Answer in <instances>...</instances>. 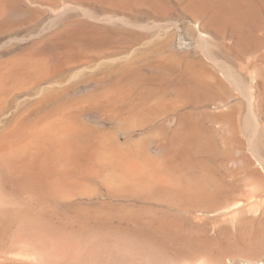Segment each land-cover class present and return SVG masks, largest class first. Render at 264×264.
<instances>
[{
	"label": "rangeland",
	"instance_id": "obj_1",
	"mask_svg": "<svg viewBox=\"0 0 264 264\" xmlns=\"http://www.w3.org/2000/svg\"><path fill=\"white\" fill-rule=\"evenodd\" d=\"M46 1L49 2L50 0H46ZM51 1L54 2V0H51ZM58 1H61V0H58ZM64 1L66 0H62L59 3H63ZM72 1L73 3H78L81 6L84 5V9L88 10L90 14L97 19H103L104 17H107L108 15L109 16L111 14L118 15V13H120L119 15H124V16L127 15V17L130 16L131 18L130 17L129 18L135 24L141 26L144 29L124 31V30H121L120 28H115L116 30L113 32H114V36L116 37V40L114 37H110L106 41L96 42L91 45H86L87 43L79 44L80 47L83 48V50H86L88 52L90 51L102 52L103 51V53L104 52L105 53L99 54L102 57H100L99 55H96V57L95 55H92L90 57L78 56L74 61V66L76 67L72 66L70 68L72 70L70 69L64 70L59 75V77L56 79V82L57 83L60 82V83L56 85L54 92H51L52 90L48 91V89H46L45 91L42 92L41 97H44L43 99H46V98H49V94L50 96L51 94L58 95V96L55 95L57 96V99H58L57 100L58 105H56V107L64 110L63 111L65 112L64 117L66 118L69 117L70 121L72 119V122L74 121L73 124L76 125V127L79 130L77 134L75 135V141L77 144L79 145L82 144L81 146L85 147V145H89L90 143L93 144L97 141L95 144H98L101 141V143L98 144L99 146L101 147L105 146L104 148L106 149L108 147V150L109 149L111 151L114 150V152H115V149H117L119 146L118 149L121 150L123 154H126L127 155L126 157L131 156L133 160H135V157H136V160L138 161L136 160L135 161L137 163H139L141 166H144L146 169L148 168V170H150L151 173H155L157 175L162 174L165 177H169L168 179L172 180L171 183L173 185L171 187H168V186L161 187L155 182L152 184H147V182L145 183L143 182L144 185L146 184L147 188H145L143 184L142 185L139 184L138 186H133L132 192L136 191L137 193L140 190L139 191L140 193L139 192L137 193L139 195H134L136 193L132 195V192H131L132 184L130 187L129 186L130 180H127L128 178L126 179V176L124 177L127 171L123 167L124 164L121 163L120 165H121V168L123 169L122 172H125V173H121L122 178H120L121 182L120 181L119 182L123 186L120 188L121 189L120 191L118 188H114L115 189L114 190L113 189L114 186L108 182L107 178L105 177L108 184L105 182L104 177H101V176H106L108 173H110V171L106 174L107 169L105 170L102 168L101 170L105 171V172L102 171L104 175L102 173L99 174V171L101 170L98 169V165L96 164V162H95V165H94V162H92L93 161L92 159L94 158V154H95L93 151L94 148L92 146L91 148L93 149H90V150H92L91 152H93V154L92 153L90 154H92L93 156L92 155L90 156V154H88L89 152L87 153L88 156L79 155L80 156L79 159L85 162V166L82 165V167H79L78 169L77 167L76 169L72 167L73 168L72 173H70L71 167L69 168L67 167V164H64V166L66 167L64 168V166L63 165L61 166L60 163H65V162H60L58 160L59 164L56 163V166H55L57 167L56 170L58 172L57 171L54 172L55 171L54 170L53 171L54 173L52 174L54 176V179L56 177L57 181L65 182V183L63 182L64 184L61 182L60 185L59 184L57 185L54 179L49 180V182H47L48 184L44 182L43 186L34 184V183L32 184V182L29 179H27V182H24L22 181L23 179L21 180V178H24V176L21 174H24V173H21V174L13 173L15 175L11 176V174H9L10 172L7 173V171H5L6 170L5 168L0 167V170L1 168L3 169V171L1 170V172L3 173L2 175H0L1 176L0 177V183H1L0 187L1 185L3 186L6 184L5 185L6 188L4 187L6 191L3 188L4 191L2 190V192H0V193H3V195L1 194L0 198L5 197L4 199H6V202H4L3 198L0 199V204H3L2 200L5 203V206L3 204L4 207L2 206L0 207L1 209H3L0 211V213L2 214L4 212L3 215L0 214V264H190V263L197 264L198 262L199 264H205V263L206 264H221V263L222 264H238L243 259L244 260L250 259L251 262H254V263L260 262L261 264H263L264 263L263 261L264 260V249H263L264 247H261V246L262 245L264 246V241H263L264 240V232H263L264 231V219H263L264 217H260L259 219V217L245 215L246 218L244 219L243 214L238 215L237 218L239 220H237L236 222H233V224L235 223V225L232 226L231 224L232 216H234V214H229V216L224 215L222 214L223 213L222 210L227 207L226 205L230 207L232 206V204H234V202L235 203L238 202V197H240L239 199L244 198L243 196L248 186L250 187L256 186L261 191V193L264 194V167L263 169L262 167L256 168V166H260V163L256 155L257 154L260 155V158L264 160V0H233V1H236L238 4L242 3L241 4L242 12L239 13V15L236 14L237 16H235L233 21L229 19L231 22L226 17H224V18H221L222 20L221 19L217 20L216 21L217 24H214V25L209 23V19L211 15L213 16L215 13H218V11L221 10L222 6L228 7V5L231 4L230 2L232 0H218L216 2L212 1L210 3H207L206 6L208 5L207 6L209 8L208 10L206 8L203 9V7L205 6V3L201 1L199 2V0H195L196 2L194 0H192L193 2L191 0H182V1L181 0L180 1L179 0H137V1L136 0H115V1L114 0H111V1L110 0H72ZM183 1H187L188 3L183 2ZM152 2L154 3L152 4ZM82 3L84 4L82 5ZM190 3H191V7L189 6ZM114 4L115 6H113ZM22 5H23L22 6L23 11L20 14V16L17 17L19 19L29 17L32 14V12H34V9H35V7L34 8L28 7L25 4H22ZM150 6L152 7V9ZM159 6H161L160 9H159ZM211 6H214V7H211ZM109 7H112V8L114 7L115 10L111 9L112 10L111 11ZM107 8L109 9L107 10ZM42 9L45 10V14H46L44 17L45 19L46 17L49 16L50 8L43 6ZM194 10H195V13H194ZM245 10L250 11L249 12L250 15L249 14L242 15V14H245L243 13ZM198 11L199 13H197ZM203 12H205L204 13L205 16L202 14ZM134 13H136L137 15ZM198 14L200 15L198 16ZM72 16L76 22L75 23L76 27L87 28V29L91 27L98 28V29L105 28V26H103L102 23L88 21L82 18L78 12L72 13ZM237 22L239 23V25H237L238 24ZM195 25H197L199 29H197L196 28L197 26ZM160 28H162V30L164 31H162ZM160 30L162 32H160ZM202 30L204 33L202 32ZM205 30H207L206 34H205ZM217 30H219L220 33L217 34L216 33ZM122 36H124L127 40L122 39L121 38ZM208 36H211L212 39ZM199 37H202L203 40L205 38V41L208 42L206 43L204 41L205 44L208 45V46L206 45L207 48L211 49L212 52H215L220 58L224 59L225 62L229 63L235 69L236 74L237 72H238V75L240 73L239 76L241 80H243L244 85L249 88V94L252 95L254 99L253 100V107H254L253 110L255 111V113H257L256 116H258V120L260 123L259 124L260 127L257 130L258 132H256V134H253L255 131L253 130V128H249L250 126L246 128L244 126L245 125L244 116L248 113L247 108H249L248 101L246 99L247 97L245 96L246 97L245 98L242 92L236 91L229 84L223 87L224 90H220V89H223L222 87H220L219 89V87L216 85L218 83L219 78L216 76H220V74L217 71L218 69L211 62H207L208 59L206 58L205 54L201 52L202 50L199 47H197L199 46V43H198ZM243 40H246V41L243 42ZM222 48H224V50ZM226 49L227 50L230 49V50L227 51ZM235 53H237L239 56ZM233 54H235L236 56ZM10 57L11 56L9 55L0 53V62H3L5 60L8 61ZM168 61H170L171 63L170 62L168 63ZM185 63L187 64L185 65ZM188 65L190 66V71L187 72V70H189V68H187L189 67ZM128 68H130L131 71L128 70ZM192 68H194V70H197V73H195L197 77H199L198 75L200 76L202 75L201 77L202 78L204 77L203 81L205 80L208 82L210 80L212 83L211 85L214 86V87L212 86L213 88L212 89V88H208L207 87L208 85L202 84L203 93L205 95L210 93L211 96L208 94V97L209 98L211 97V98L210 100H208V103H207V98H208L207 96H205V98H202L201 102L199 103L200 104L199 107H198V104L196 105L194 104L197 107L193 106L192 103H190V101L187 98H185V96H182L179 94H178L179 96L176 95L179 88L184 89L186 86V89H187L194 83L193 78L192 77H191L192 79L190 78L191 75L194 76L193 74L194 70ZM185 69H186V72H185ZM199 70L200 72L204 71L203 74L205 76L201 74L202 72L200 73ZM135 72H138V74ZM190 72H191V75H189ZM122 76H123V79L127 78V79H124V82L122 81V78H120ZM180 76L182 78H180ZM71 78L73 79L69 81V79ZM202 78H198V80L199 79L202 80ZM146 79H149V80L153 79V81H156L155 82L156 84L155 85L154 83L150 84L151 81H148L150 83L146 81L147 84H145L144 81ZM169 79L171 82L169 81ZM182 79L183 80L185 79V80L182 81ZM159 80L161 81L165 80L164 83L166 82L167 83L165 85L164 83H161V82H160L161 84H157ZM213 80L214 82H212ZM141 81H143L144 83ZM120 82L121 84H119ZM135 82L138 85H136ZM178 82L180 83L178 84ZM176 83L178 84V86ZM133 85L135 86L133 87ZM115 86L117 87L115 88ZM136 86H139V87H136ZM154 86L155 87L157 86L156 89H154L155 88ZM205 86L207 87V89ZM228 88H230L232 91ZM123 89H126V91H124ZM157 89H159L160 91ZM200 89H201V86H200ZM218 89L220 91H216ZM151 90L157 91L158 92L157 95L160 96L162 94V96L158 98L156 94L153 95L156 92H152ZM108 91L109 92L112 91L113 93L111 92L112 93L111 94ZM115 91H117L118 93ZM37 92L39 91L35 89L33 93L35 94ZM44 92L45 93L49 92V93L47 95V93L45 94ZM142 92L146 93V94H143L144 97H142L141 95ZM14 93H15V96L12 94H10L11 96H8V100L6 99L5 101L7 105L5 103L4 109L0 111V124H1L0 138L2 137L1 135H3V133L5 135L6 131L12 128V125H15L14 121L16 123L19 118L20 119L24 118L27 109L29 113V110L31 108V105L28 102L24 101L25 98H20L19 92H14ZM110 94L111 96H109ZM135 95H136V98H135L136 100L135 99L133 100ZM151 96L152 98L149 99V97ZM155 96L160 101H157V99L154 100ZM213 96H216V97L213 98ZM37 97L38 96H33V100ZM141 98H143V100ZM86 100L87 101L90 100V101L87 102ZM170 100H174V101H172L171 103ZM163 101L164 102L166 101V102L164 103ZM186 101L189 102L187 106H186L187 104ZM203 101H205V103H202ZM90 102H93V103H90ZM129 102H131V104H129ZM158 102H160V104L163 103L160 106L163 105L164 108L166 107L165 108L166 110L164 108H162L163 109L162 110ZM178 102H181L182 103V104L180 103L181 105L183 104L185 105L182 107L180 106V104L178 105ZM139 103L142 105H140ZM150 103L153 106L149 105V108H147L148 106H144L145 104L148 105ZM173 103L174 104L177 103L178 106L174 105ZM210 103L211 105L204 107V104L208 105ZM165 104L168 105V107ZM62 105L63 107L65 105V108L67 106L66 109H69L68 112L66 109L62 108ZM215 105L220 106V107L223 106L220 108L221 111L215 110L214 109ZM81 106L82 108H79ZM110 106L111 108L112 107H115V108H112V111H111L109 110ZM150 106L154 107L155 109L151 108ZM157 106L160 112L158 111ZM188 106L189 107L192 106V107L188 110ZM144 107H146L147 110ZM194 107L195 109H193ZM180 108L184 110L182 111ZM139 109L141 110L139 111ZM150 109L152 110L150 111ZM174 109L175 111L173 112ZM185 109H187L188 112ZM153 111L155 113L157 112L156 114H158V116L155 115ZM165 111L167 113H165ZM178 111H181V112H178ZM189 111L191 112L192 115L190 114ZM212 111H214L215 115H213L214 113ZM147 112H150L151 115ZM170 112L173 114H171ZM176 112H178L179 114L178 113L176 114ZM10 113L12 114L9 115ZM110 113H112L111 114L112 117L110 116ZM42 114L44 113H38V115L35 113L31 114V118H30L31 121L36 120V118ZM118 115H119V118L117 117ZM147 115H148V120H147V117L145 118V116ZM197 115H200L199 119ZM180 116L182 117V119L180 118ZM192 117L194 119H192ZM208 117H211V118H208ZM142 118L143 120H141ZM151 118L154 120H152ZM156 118H158L159 120L158 119L156 120ZM186 118L189 119L187 121L188 123H186V120H187ZM201 119L204 121L203 124H202L203 121ZM215 119H217V121ZM180 120H181V123H180ZM190 120L191 122H189ZM210 120H213V121L211 122ZM184 121L186 124L184 123ZM133 122L135 124L136 122L137 124L140 123L139 127L138 125H135V124L133 126ZM214 122H216L215 123L216 125L214 124ZM189 123L190 125H192L191 127L188 125ZM182 125L186 127L187 125L189 126L186 128L188 132H186L183 127L181 128ZM194 125L196 128L194 127ZM135 126H137V129ZM199 126L202 128H200ZM140 127H142V130ZM5 128L7 129L5 130ZM177 128L178 130L180 128L179 131L181 133H178L179 135H182V134L184 135L185 132L186 134L191 132L187 134L188 135L187 138L184 137L185 140L183 137H181V139L183 138L184 141L189 140L186 142L187 144L183 140L182 141L180 140L179 138L180 136L176 133V132H179ZM183 131L184 133H182ZM175 134L178 136H175ZM204 134H206V136H204ZM213 134L215 136H213ZM190 135H194V136H190ZM173 138H174V141H173ZM196 138H200V139H196ZM175 139L177 143L175 142ZM202 144L203 146L201 149ZM131 145L133 146V148ZM186 145H188L189 148ZM205 145L206 147H204ZM215 145L217 146L218 149L216 148ZM127 146L129 147L127 148ZM176 146L178 149L176 148ZM253 146L254 147L256 146L255 148L258 149L256 154L253 152L255 155L250 150V148H252ZM86 147L88 148L89 146H86ZM197 147H199L198 149L201 151H198ZM183 148L187 149L189 152L187 150L185 152ZM118 149L116 152L118 153L121 152ZM137 149L138 150L140 149V150L138 151ZM181 150H184L185 153L181 152ZM143 151H146V152L144 153ZM128 152L129 154H127ZM179 152L180 154L178 155L177 153ZM142 153L145 154L146 156L142 155V157H140ZM167 153H170V154L167 155ZM89 156L92 157V159L91 158L88 159ZM149 156L151 158H149ZM77 158H78V155H77ZM172 158L173 159L175 158V159L173 160ZM183 158H184V162H183ZM256 159L258 162L256 161ZM152 160H154V163ZM156 160L160 163H158ZM199 160L203 164L205 162L206 165H203ZM43 161L46 162L45 160ZM64 161H67V159H65ZM145 161L147 162L148 166L145 165ZM172 161L173 162L176 161V162L173 163ZM255 161L257 164H255ZM177 162L179 164L180 163L182 164L179 165ZM42 163H40V165H42V168L48 164L47 162H46L47 163L46 165ZM155 163L157 165H155ZM57 164L60 167H58ZM175 164H177L178 166ZM91 166L92 167L97 166L95 168L98 169L96 170L98 172L97 173L98 175H95L96 173L95 168L93 169ZM171 167H173L174 169H172ZM86 168L89 170L88 173H87L88 170L84 171ZM89 168L92 169V171ZM154 168H155V171H153ZM258 169L259 171H261V173H258L259 172ZM178 172L179 174H177ZM16 174H17V177L20 174L18 178L15 177ZM99 175L101 176L98 177ZM187 176L188 178H186ZM14 177L15 179L11 180ZM7 178H10L11 181L8 180ZM64 179L68 183H66ZM70 179H71V182H70ZM81 179L84 181V183ZM176 179L178 180L176 181ZM86 183H87L86 186L88 187L85 186ZM61 184H63L62 186H64V188L61 187ZM23 185L25 189L24 187L21 188V186ZM66 185H68L69 187ZM109 185H111V187ZM147 185H149V187ZM52 186L54 187L53 189H51ZM91 186L94 188V190L91 188ZM153 186H155V189L157 190V192L156 190H154ZM200 186L203 189L200 188ZM76 187H78V189ZM129 187H130V190H128ZM36 188H38L37 193H35L36 190L33 191V189H36ZM60 188H63V189H60ZM66 188H70V189H66ZM73 188H76V189L74 190ZM168 189L170 192L168 191ZM43 190L46 193L43 192ZM77 191L79 192L83 191V193H80L79 195V192ZM84 191L86 192V194L88 193V195H85ZM92 191H96V192H94L95 194L93 193L94 195L91 196ZM143 191L145 194L143 193ZM161 192L162 194H160ZM48 193H49V196H48ZM67 193H70V194H67ZM71 193L76 194V196L79 195L80 197H76L74 195L76 199H70L71 198L70 195H72ZM141 193L143 195H140ZM163 193H165L167 197L163 195ZM59 194L61 196H59ZM38 195L42 200L39 199ZM83 195L85 196L83 197ZM153 195L157 199H155ZM199 196L201 197L200 199L198 198ZM59 199L62 201L60 202ZM27 202L29 204H27ZM214 205H216V207ZM42 211L46 213H42ZM93 213L94 215H92ZM215 213H218V214H215ZM12 214H14V216ZM16 214L17 216H15ZM39 214H41V216ZM210 214H213V215H210ZM7 215L10 216V218ZM45 215L48 217H46ZM223 215L228 216V218L226 217V219L225 218L221 219L220 216L224 217ZM1 216L2 217L4 216L3 217L4 219H1L2 218ZM87 216H90V217H87ZM33 217L34 218L36 217L37 219L36 218L34 219ZM239 217H241L242 220H240L241 218ZM249 219L251 223H249ZM261 219H262V222H261ZM8 220H10L11 224L10 222H8ZM41 220L42 221L44 220V221L42 222ZM225 220L226 221L228 220V223L225 222ZM38 221L41 225L38 224ZM238 221H240V224ZM223 226L225 229L223 228ZM226 226L229 227L230 229L227 228ZM248 226L250 227L248 228ZM239 227L240 229L238 230L237 228ZM241 234H242V237H241ZM179 235L180 237L181 236L182 237L178 238ZM251 239L252 241H250ZM237 240L242 241V242H238ZM230 242L231 243L233 242V243L231 244ZM260 242L261 243L263 242V244H260ZM244 247L246 248V250L244 249ZM250 250L252 251L250 252ZM205 253L206 255H203ZM217 254L218 255L220 254L219 257ZM26 256L27 257L29 256V257L26 258ZM34 256H35V261H34ZM210 256L211 257L213 256V258H210ZM252 257H255V258L253 259ZM218 259L220 261H218ZM225 260L227 263L222 262Z\"/></svg>",
	"mask_w": 264,
	"mask_h": 264
},
{
	"label": "bare ground",
	"instance_id": "obj_2",
	"mask_svg": "<svg viewBox=\"0 0 264 264\" xmlns=\"http://www.w3.org/2000/svg\"><path fill=\"white\" fill-rule=\"evenodd\" d=\"M51 1V0H50ZM47 2L46 0H0V53H4V54H6V55H9V56H11L10 57V59L8 60V61H3V62H0V111L2 110V109H4V107H5V101H6V99L8 100V96H11L10 94H12V95H14L15 96V93L14 92H19V94H20V98H25V102H28L30 105H31V108H30V110H29V113H28V109H27V111H26V113H25V117L24 118H17L18 120H17V122L15 123V121H14V124L15 125H12V128L10 129V130H8V131H6V134L4 135V133H3V135H4V137H3V135H1L2 137L0 138L1 140H0V167H2V168H5L4 170L5 171H7V173H9V174H11V176L12 175H15V174H13V173H24V174H21V175H23L24 176V178H21V180L22 181H24V182H27V179H29L31 182H32V184L34 183V184H38V185H42L43 186V183L45 182V183H47V182H49V180H51V179H54V176H53V174L52 173H54V172H56L57 170H56V168L57 167H55L56 166V163H58L59 164V162H58V160L60 161V162H65V163H60L61 164V166L63 165L64 166V164H67V167H74L75 169H76V167H77V169L79 168V167H82V165L83 166H85V162H83V161H81L79 158H80V156L79 155H86V156H88L87 155V153L88 154H90V153H92L93 154V152H91L92 150H90V149H93L94 148V158L92 159V157H90L92 154H90V156L88 157V159L89 158H91L93 161L92 162H94V165H95V162H96V164L98 165V169H107L106 170V174L110 171V173H108L109 174V176H108V174L106 175V176H101L102 174L104 175V173L103 172H105L104 170H101V171H99V174L100 173H102L101 175H99L98 177H104V179H105V182L108 184V182L111 184V185H113L112 187H113V189L114 188H118L119 189V191L121 190L120 188L123 186L122 184H120V182H121V179L120 178H122V174L121 173H125V172H122V168H121V163H123L124 164V168H125V170L127 171V173H126V175H124V177L126 176V179L127 180H130V187H131V184H132V190H131V192L133 191V186H138L139 184L140 185H144V183L145 182H147V184H152V183H156V184H158L159 186H161V187H171L173 184L171 183V181L172 180H169L168 178L169 177H165V176H163L162 174L160 175V174H155V173H151V171L150 170H148V168L146 169L144 166H141L139 163H137L136 161H138V160H136V157H135V160H133V158H131V156H129V157H126L127 155L126 154H123V152L121 151V150H119L118 148H119V146H118V150L119 151H121V152H116L117 151V149H115V152H114V150L113 151H111L110 149L108 150V145L106 146L107 147V149L106 148H104L103 146V148L101 147V146H99L98 144L99 143H101V141L98 143V144H95V143H90L89 145H85V147L84 146H81V145H79V144H77L76 143V141H75V135L77 134V132L79 131L78 130V128L76 127V125H74L73 123H74V121L72 122V119H71V121H70V118L68 117V115H67V117L69 118H66V117H64V115H65V112H63L64 110H62V109H60V108H57L56 107V105H58L57 103V94H55V95H57V96H55L54 94L52 95L51 94V96H50V94H49V98H46V99H43L44 97H41V94H42V92L43 91H45L46 89H48V91H51V92H54V90H55V88H56V85L57 84H59V83H57L56 82V79L59 77V75L64 71V70H67V69H70L72 66H74V61H75V59L78 57V56H81V57H86V56H88V57H90V56H92V55H95V57H96V55H99V54H101V53H103V51L102 52H97V51H90V52H88V51H86V50H83V48H81L80 47V45L79 44H83V43H87L86 45H91V44H94V43H96V42H101V41H106V40H108L110 37H114L115 38V40H116V37L114 36V32L113 31H115L116 29L115 28H120L121 30H124V31H129V30H142V29H144V28H142L141 26H139V25H137V24H135L129 17H127V15L126 16H124V15H119L120 13H118V15L117 14H111V12H110V16L108 15L107 17H104L103 19H97V18H95V17H93L91 14H90V12L88 11V10H86V9H84V3H82V5L83 6H81L80 4H78V3H73V1L72 0H66V1H64L63 3H59V2H61V1H58V0H54V2ZM111 1V0H110ZM115 1V0H114ZM137 1V0H136ZM180 1V0H179ZM182 1V0H181ZM192 1V0H191ZM195 1V0H194ZM203 2V3H205V6L203 7V9H209L207 6H206V4L207 3H210V2H212V1H214V2H216V1H218V0H199V2ZM79 2H81V1H79ZM95 2H97V1H95ZM143 2V1H142ZM145 2V1H144ZM161 2V1H160ZM183 2H187V1H183ZM193 2V1H192ZM196 2V1H195ZM106 3V2H105ZM110 3V2H109ZM115 3V2H114ZM154 2H152V4H153ZM188 3V2H187ZM203 3H202V5H203ZM229 3V2H228ZM231 4L230 5H228V7H221V10H219L218 11V13H215L213 16L211 15V17H210V19H209V23H211V24H217L216 23V21L217 20H219V19H221V18H224V17H226L228 20L230 19V20H234V18H235V16H237V15H239V13H241L242 11H241V7H242V3H237L236 1H231L230 2ZM22 4H25L26 6H28V7H35V9H34V12H32V14L29 16V17H27V18H17V17H19L20 16V14L22 13V11H23V9H22ZM97 4V3H96ZM107 4H108V2H107ZM125 4V3H124ZM197 4H198V2H197ZM219 4V3H218ZM87 5V4H86ZM89 5V4H88ZM92 5V4H91ZM135 5V4H134ZM143 5V4H142ZM221 5H223V4H221ZM43 6H46L47 8H50L49 9V16L48 17H46L45 19H44V17H45V10L44 9H42V7ZM104 6H105V4H104ZM113 6H115V4L113 5ZM145 6V5H144ZM155 6V5H154ZM190 7H191V3H190V5H189ZM199 6V5H198ZM107 7V6H106ZM121 7V6H120ZM137 7V6H136ZM151 7V6H150ZM160 7L161 6H159V9H160ZM186 7V6H185ZM187 7H188V5H187ZM197 7V6H196ZM200 7V6H199ZM198 7V8H199ZM211 7H214V6H211ZM220 7V6H219ZM245 7V6H244ZM110 8V10L111 9H114V7L112 8V7H109ZM109 8H107V10L109 9ZM156 8V7H155ZM163 8V7H162ZM165 8V7H164ZM193 8V7H192ZM142 9V8H141ZM151 9H152V7H151ZM212 9V8H211ZM115 10V9H114ZM133 10V9H132ZM136 10V9H135ZM137 10H139V9H137ZM155 10V9H154ZM157 10V9H156ZM200 10V9H199ZM218 10V9H217ZM102 11V10H101ZM112 11V10H111ZM159 11V10H158ZM158 11H157V13H158ZM163 11H165V10H163ZM163 11H162V13H163ZM193 11V10H192ZM214 11V10H213ZM74 12H78L79 13V15L82 17V18H84V19H86V20H88V21H93V22H98V23H102L103 24V26H105V28L104 29H98V28H93V27H91V28H89V29H87V28H79V27H76L75 25V20L73 19V16H72V13H74ZM188 12V11H187ZM206 12V11H205ZM205 12H203L202 14L204 15V13ZM211 12V11H210ZM215 12V11H214ZM249 12L250 11H248V10H245L243 13H245V14H242V15H248L249 14ZM108 13V12H107ZM112 13H114V12H112ZM122 13V12H121ZM138 13V12H137ZM194 13H195V10H194ZM197 13H199V11L197 12ZM196 13V14H197ZM134 14H136V13H134ZM152 14V13H151ZM201 14V15H202ZM207 14V13H206ZM212 14V13H211ZM237 14V15H236ZM137 15V14H136ZM190 15V14H189ZM193 15V14H192ZM200 14H198V16H199ZM210 15V14H209ZM250 15V14H249ZM154 16V15H153ZM156 16V15H155ZM194 16H195V14H194ZM193 16V17H194ZM198 16H196V17H198ZM205 16V15H204ZM133 17V16H132ZM138 17V16H137ZM195 17V18H196ZM203 17V16H202ZM199 19V18H198ZM200 19H202V18H200ZM204 19V18H203ZM239 19V18H238ZM194 20V19H193ZM192 20V21H193ZM222 20V19H221ZM229 20V21H230ZM206 21V20H205ZM227 21V20H226ZM156 22V21H155ZM202 22V21H201ZM231 22V21H230ZM171 23V22H170ZM207 23V22H206ZM219 23V22H218ZM229 23V22H228ZM238 23V22H237ZM173 24V23H172ZM205 24V23H204ZM155 25V24H154ZM160 25V24H159ZM220 25V24H219ZM225 25V24H224ZM237 25H239V23L237 24ZM162 26V25H161ZM165 26V25H164ZM163 26V27H164ZM195 26H197V25H195ZM207 26V25H206ZM234 26V25H233ZM236 26V25H235ZM157 27V26H156ZM155 27V28H156ZM162 27V28H163ZM166 27V26H165ZM210 27V26H209ZM215 27V26H214ZM220 27V26H219ZM222 27V26H221ZM162 28H160L161 30H162ZM197 29H199V27L197 26L196 27ZM202 28V27H201ZM204 28V27H203ZM213 28V27H212ZM234 28V27H233ZM242 28V27H241ZM147 29V28H146ZM153 29H154V27H153ZM164 29V28H163ZM166 29V28H165ZM174 29V28H173ZM205 29V28H204ZM203 29V30H204ZM217 29V28H216ZM215 29V30H216ZM158 30V29H157ZM160 30V32H162V31H164V30H162L161 31ZM169 30V29H168ZM171 30V29H170ZM203 30H202V32H203ZM208 30V29H207ZM207 30H205V34H206V31ZM211 30V29H210ZM214 30V31H215ZM220 30V29H219ZM219 30H217L216 31V33L218 34V33H220L219 32ZM232 30V29H231ZM221 31V30H220ZM131 32V31H130ZM133 32V31H132ZM194 32V31H193ZM199 32H201V31H199ZM245 32V31H244ZM204 33V32H203ZM215 33V32H214ZM215 33V34H216ZM134 34V33H133ZM161 34V33H160ZM190 34V33H189ZM204 34V35H205ZM239 34H240V32H239ZM165 35H166V33H165ZM168 35V34H167ZM208 35V34H207ZM206 35V36H207ZM127 36V35H126ZM200 36H201V34H200ZM245 36H247V35H245ZM203 37V36H202ZM202 37H199L198 39V43H199V46H197V47H199L202 51L201 52H203L204 54H205V56H206V58L208 59V61L207 62H211L218 70V72H219V74H220V76H216V77H218L219 79H218V83L216 84L218 87H219V89H220V87H225L227 84H229V85H231L236 91H240V92H242L243 94H244V97L247 99V101H248V106H249V108H247V110H248V113L244 116L245 117V120H244V123H245V127L246 128H248V126H250L249 128H253V130H255L254 131V133L253 134H256V132H258L257 130L259 129V120H258V116H256L257 115V113H255V111L253 110V97H252V95H250L249 94V88L248 87H246L245 85H244V83H243V80H241V78H240V73H239V75H238V72H237V74H236V71H235V69L229 64V63H227V62H225L224 61V59H222V58H220L215 52H212V50L211 49H208L207 48V44H205V38H204V40L202 39ZM208 37H210L211 38V36H208ZM213 37V36H212ZM250 37V36H249ZM122 39H124V40H127L124 36H122L121 37ZM212 39V38H211ZM205 41V42H204ZM244 41H246V40H243V42ZM126 42V41H125ZM197 43V42H196ZM206 43H208V42H206ZM239 43V42H238ZM250 43V42H249ZM246 44V43H245ZM251 44V43H250ZM123 45V44H122ZM207 45V46H206ZM241 45V44H240ZM249 45V44H248ZM134 46V45H133ZM212 46V45H211ZM237 46V45H236ZM255 46V45H254ZM90 48V47H89ZM210 48V47H209ZM221 48V47H220ZM226 48V47H225ZM229 48H230V46H229ZM126 49H128V48H126ZM223 50H224V48H222ZM211 50V51H210ZM227 50V49H226ZM228 50H230V49H228ZM227 50V51H228ZM128 51V50H127ZM233 51V50H232ZM240 52V51H239ZM244 52V51H243ZM247 52V51H246ZM105 53V52H104ZM103 53V54H104ZM232 53V52H231ZM245 53V52H244ZM225 54H226V52H225ZM235 54H237V53H235ZM235 54H233V55H235ZM240 54V53H239ZM246 54V53H245ZM238 55V54H237ZM100 56V55H99ZM98 56V57H99ZM224 56H226V55H224ZM236 56V55H235ZM239 56V55H238ZM242 56V55H241ZM244 56V55H243ZM100 57H102V56H100ZM105 58V57H104ZM163 58V57H162ZM174 58V57H173ZM111 60V59H110ZM109 60V61H110ZM160 60V59H159ZM162 60H164V59H162ZM180 60H182V59H180ZM104 61V60H103ZM102 61V62H103ZM170 61H168V63H169ZM182 62V61H181ZM110 63V62H109ZM171 63V62H170ZM174 63V62H173ZM162 64V63H161ZM187 63H185V65H186ZM85 65V64H84ZM100 65H102V64H100ZM83 66V65H82ZM189 66V65H188ZM193 66V65H192ZM213 66V67H214ZM74 67H76V66H74ZM73 67V68H74ZM84 67V66H83ZM187 68H189V70H187V72L188 71H190V66L189 67H187ZM140 69H141V67H140ZM184 69V68H183ZM193 70H194V68H192ZM70 70H72V69H70ZM128 70H130V68H128ZM136 70V69H135ZM213 70V69H212ZM131 71V70H130ZM139 71V70H138ZM207 71V70H206ZM68 72V71H67ZM185 72H186V69H185ZM194 73V76L193 75H191V72H190V74L189 75H191L190 76V78L192 77L193 78V81H194V83L190 86V87H188L187 89H186V86H185V88L183 89V88H179L178 89V91H177V96H179V95H182V96H185V98H187L189 101H190V103H192V105L193 106H195L196 104H198V107L200 106V102H201V100H202V98H205V96H207L208 97V94L211 96V94L210 93H208L207 95H205L204 93H203V91H202V84H206V85H208L207 87L208 88H212V86L213 85H211L212 83H211V81L209 82H207V81H203V78L200 76V75H198L199 77H197V75H195V73H197V70H194L193 71ZM199 72H200V70H199ZM202 72V71H201ZM200 72V73H201ZM204 72V71H203ZM203 72L201 73V74H203ZM135 73H137L138 74V72H135ZM199 73V74H200ZM209 73V72H208ZM129 75V74H128ZM204 75V74H203ZM208 75V74H207ZM206 75V76H207ZM126 76V75H125ZM140 76V75H139ZM183 76V75H182ZM185 76H186V74H185ZM205 76V75H204ZM73 77V76H72ZM128 77H130V76H128ZM208 77V76H207ZM120 78H122V81L124 82V79H127V78H124L123 79V76L122 77H120ZM132 78V77H131ZM154 78V77H153ZM180 78H182L181 76H180ZM179 78V79H180ZM185 78V77H184ZM188 78V77H187ZM191 78V79H192ZM198 78H202V80L201 79H199L198 80ZM209 78H210V76H209ZM215 78V77H214ZM213 78V79H214ZM73 78H71V79H69V81L70 80H72ZM105 79V78H104ZM135 79V78H134ZM150 79V78H149ZM149 79H146L144 82H145V84H147V82L148 81H151V83L150 82H148V83H150V84H152V83H154V85L156 84L155 82L156 81H153V79H151V80H149ZM171 79V78H170ZM170 79H169V81H170ZM206 79V78H205ZM211 79H212V77H211ZM66 80V79H65ZM156 80V79H155ZM181 80V79H180ZM179 80V81H180ZM185 80V79H184ZM183 79H182V81H184ZM208 80V79H207ZM126 81H128V80H126ZM131 81V80H130ZM139 81V80H138ZM147 81V82H146ZM153 81V82H152ZM163 81V82H162ZM159 80V82L157 83V84H161V83H164V81L165 80ZM168 81V80H167ZM173 81V80H172ZM192 81V80H191ZM141 82H143V81H141ZM143 82V83H144ZM161 82V83H160ZM171 82V81H170ZM176 82H177V80H176ZM181 82V81H180ZM180 82H178V84L180 83ZM212 82H214V80L212 81ZM65 83H66V81H65ZM118 83V82H117ZM126 83V82H125ZM142 83V84H143ZM167 83V82H166ZM166 83H164V85L166 84ZM119 84H121V82L119 83ZM135 84L136 85H138L136 82H135ZM141 84V85H142ZM144 84V85H145ZM150 84H148V85H150ZM177 84V83H176ZM178 84H177V86H178ZM61 85V84H60ZM115 85V84H114ZM113 85V86H114ZM63 86V85H62ZM117 86H118V84H117ZM117 86H115V88L117 87ZM135 85H133V87H134ZM140 86V85H139ZM139 86H136V87H139ZM146 86V85H145ZM152 86V85H151ZM200 86H201V89H200ZM204 86V85H203ZM135 87V88H136ZM155 87V86H154ZM157 87V86H156ZM156 87L154 88V89H156ZM183 87V86H182ZM206 87V86H205ZM207 87H206V89H207ZM214 87V86H213ZM217 87V88H218ZM228 87V86H227ZM119 88V87H118ZM124 88V87H123ZM126 88V87H125ZM153 88V87H152ZM204 88V87H203ZM35 89L36 90H38L39 92H37V93H33L34 91H35ZM138 89V88H137ZM151 89V88H150ZM160 89H161V87H160ZM213 89V88H212ZM216 90V91H220V90H224V88L223 89H220V90ZM228 89H230V88H228ZM111 90V89H110ZM116 90V89H115ZM124 91H126V89H123ZM134 90V89H133ZM157 90H159V89H157ZM231 90V89H230ZM234 90V91H235ZM33 91V92H32ZM65 91V90H64ZM69 91V90H68ZM114 91V90H113ZM135 91V90H134ZM134 91H132V92H134ZM148 91H149V89H148ZM152 91V90H151ZM160 91V90H159ZM164 91V90H163ZM166 91V90H165ZM168 91V90H167ZM228 91V90H227ZM226 91V92H227ZM232 91V90H231ZM235 91V92H236ZM50 92V93H51ZM58 92V91H57ZM66 92V91H65ZM109 92V91H108ZM112 92V91H111ZM111 92H109V93H111ZM115 92H117V91H115ZM146 92V91H145ZM152 92H156V93H154L153 95H155L156 94V96L159 98V97H161L162 96V94L160 95V96H158L157 94H158V92L157 91H152ZM14 93V94H13ZM45 93V92H44ZM47 93V92H46ZM45 93V94H46ZM49 93V92H48ZM48 93H47V95H48ZM59 93V92H58ZM62 93H64V92H62ZM104 93H106V92H104ZM113 93V92H112ZM111 93V94H112ZM118 93V92H117ZM116 93V94H117ZM120 93V92H119ZM149 93H150V91H149ZM166 93V92H165ZM175 93V92H174ZM213 93V92H212ZM111 94L109 95V96H111ZM132 94H134V93H132ZM143 94H146V93H144V92H142L141 93V95H142V97H144L143 96ZM179 94V95H178ZM224 94H226V93H224ZM241 94V93H240ZM44 95V94H43ZM103 95V94H102ZM165 95V94H164ZM14 96H12V97H14ZM33 96H38L37 98H35L34 100H33ZM61 96V95H60ZM100 96H101V94H100ZM104 96V95H103ZM119 96V95H118ZM134 96V95H133ZM139 96V95H138ZM156 96H155V98H154V100L155 99H157V101H160V100H158V98H156ZM217 96V95H216ZM216 96H213V98L214 97H216ZM97 97V96H96ZM121 97V96H120ZM10 98V97H9ZM101 98V97H100ZM106 98V97H105ZM136 98V95H135V97L133 98V100ZM150 98H152V96L151 97H149V99ZM209 98V97H208ZM207 98V103H208V100H210V98L208 99ZM117 99V98H116ZM120 99V98H119ZM142 100H143V98H141ZM179 99V98H178ZM184 99V98H183ZM96 100H98V99H96ZM118 100V99H117ZM121 100V99H120ZM136 100V99H135ZM152 100V99H151ZM213 100V99H212ZM9 101H10V99H9ZM9 101H7V102H9ZM87 101V100H86ZM90 101V100H89ZM89 101H87V102H89ZM92 101V100H91ZM113 101V100H112ZM171 101V103H172V101H174V100H170ZM180 101H181V99H180ZM79 102H81V101H79ZM118 102V101H117ZM116 102V103H117ZM132 102V101H131ZM131 102H129V104H131ZM144 102V101H143ZM151 102V101H150ZM161 102H162V100H161ZM164 102V101H163ZM166 102V101H165ZM164 102V103H165ZM187 102V104H186V106L189 104V102L188 101H186ZM210 102V101H209ZM90 103H93V102H90ZM113 103V102H112ZM120 103V102H119ZM152 103V102H151ZM151 103L150 104H148V105H144V106H148L147 108H149V105H151ZM153 103H155V102H153ZM167 103H168V101H167ZM181 102H178V105L180 104ZM202 103H205V101H203ZM225 103V102H224ZM64 104V103H63ZM79 104V103H78ZM125 104H127V103H125ZM124 104V105H125ZM133 104H134V102H133ZM132 104V105H133ZM136 104V103H135ZM140 104V103H139ZM158 104H159V106L161 105V104H163V103H161L160 104V102H158ZM170 104V103H169ZM174 104V103H173ZM182 104V103H181ZM180 104V106H184L185 104H183V105H181ZM195 104V105H194ZM6 105H7V103H6ZM80 105V104H79ZM140 105H142V104H140ZM166 105V104H165ZM174 105H177V103L176 104H174ZM177 105V106H178ZM191 105V104H190ZM209 105H211V103L210 104H208V105H206V104H204V107L205 106H209ZM74 106V105H73ZM78 106V105H77ZM105 106V105H104ZM113 106H115V105H113ZM151 106H153V105H151ZM150 106V107H151ZM156 106V105H155ZM167 107H168V105H166ZM202 106V105H201ZM214 106V105H213ZM75 107V106H74ZM74 107H72V108H74ZM175 107V106H174ZM173 107V108H174ZM192 107V106H191ZM191 107H189L188 106V110L191 108ZM195 107H197V106H195ZM195 107L193 108V109H195ZM211 107V106H210ZM221 107H223V106H221ZM220 106H217V105H215V107H214V109L215 110H220L221 111V108ZM228 107V106H227ZM62 108L63 109H66L67 108V106H66V108H65V105H64V107H63V105H62ZM71 108V109H72ZM79 108H82V106L81 107H79ZM78 108V109H79ZM105 108V107H104ZM112 108H115V107H112ZM112 108H111V106H110V109L109 110H111L112 111ZM144 108H146V107H144ZM147 108H146V110H147ZM151 108H154V107H151ZM157 108H158V106H157ZM160 108L162 109V108H164V106L162 105V106H160ZM166 108V107H165ZM164 108V109H165ZM177 108V107H176ZM107 109V108H106ZM120 109V108H119ZM142 109V108H141ZM141 109H139V111L141 110ZM155 109V108H154ZM160 109V110H161ZM181 109V108H180ZM62 110V111H61ZM67 110V112H68V110L69 109H66ZM65 110V111H66ZM109 110H107V111H109ZM130 110V109H129ZM128 110V111H129ZM152 109H150V111H151ZM163 110V109H162ZM166 110V109H165ZM171 110H172V108H171ZM182 111L184 110V109H181ZM186 111H187V109H185ZM59 111H60V113H59ZM78 111V110H77ZM137 111V110H136ZM149 111V110H148ZM158 111H159V108H158ZM175 111V109L173 110V112ZM207 111V110H206ZM223 111V110H222ZM14 112V111H13ZM120 112V111H119ZM154 112V111H153ZM160 112V111H159ZM163 112V111H162ZM178 112H181V111H178ZM178 112H176V114L178 113ZM188 112V111H187ZM186 112V113H187ZM190 112V111H189ZM197 112V111H196ZM195 112V113H196ZM210 112V111H209ZM213 113H214V111H212ZM225 112V111H224ZM29 115H28V114ZM33 113H35V114H37L38 115V113H44V114H42V115H40V116H38L37 118H36V120H34V121H31V114H33ZM70 113V112H69ZM104 113V112H103ZM123 113V112H122ZM140 113V112H139ZM147 113H149L150 114V112H147ZM155 113V112H154ZM153 113V114H154ZM157 113V112H156ZM155 113V115H157L158 116V114H156ZM165 113H167L166 111H165ZM171 113V112H170ZM200 113V112H199ZM212 113V114H213ZM217 113V112H216ZM12 113H10L9 115H11ZM18 114V113H17ZM26 114H27V116H26ZM73 114V113H72ZM111 114L112 113H110V116H111ZM118 114H120V113H118ZM152 114V115H153ZM171 114H173V113H171ZM179 114V113H178ZM190 114H191V112H190ZM202 114V113H201ZM200 114V115H201ZM8 115V116H9ZM117 115V114H116ZM151 115V114H150ZM161 115V114H160ZM181 115V114H180ZM192 115V114H191ZM190 115V116H191ZM200 115H197L198 116V119H199V117H200ZM206 115V114H205ZM204 115V116H205ZM213 115H215V113L213 114ZM104 116V115H103ZM144 116V115H143ZM196 116V117H197ZM208 116H210V115H208ZM212 116V115H211ZM23 117V116H22ZM36 117V116H35ZM108 117V116H107ZM112 117V116H111ZM118 118H119V115L117 116ZM147 117V120H148V115L147 116H145V118ZM151 117V116H150ZM149 117V118H150ZM174 117V116H173ZM186 117V116H185ZM215 117V116H214ZM103 118V117H102ZM153 118V117H152ZM151 118V119H152ZM161 118V117H160ZM180 118L182 119V117L180 116ZM184 118V117H183ZM208 118H211V117H208ZM2 119H4V118H2ZM106 119V118H105ZM158 118H156V120H157ZM187 120H186V123H188L187 121L189 120L188 118H186ZM192 119H194L193 117H192ZM196 119V118H195ZM206 119V118H205ZM212 119H213V117H212ZM13 120V119H12ZM141 120H143V118L141 119ZM146 120V119H145ZM144 120V121H145ZM152 120H154V119H152ZM151 120V121H152ZM159 120V119H158ZM161 120V119H160ZM176 120H177V118H176ZM184 120V119H183ZM197 120V119H196ZM202 120V119H201ZM200 120V121H201ZM216 121H217V119H215ZM129 121H131V120H129ZM195 121V120H194ZM203 121V120H202ZM211 122L213 121V120H210ZM9 122V121H8ZM76 122V121H75ZM158 122V121H157ZM183 122V121H182ZM189 122H191V120L189 121ZM206 122V121H205ZM148 123V122H147ZM150 123H152V122H150ZM160 123V122H159ZM180 123H181V120H180ZM179 123V124H180ZM184 123H185V121H184ZM185 123V124H186ZM199 123V122H198ZM204 123V121L202 122V124ZM216 122H214V124H215ZM77 124V123H76ZM134 122H133V126H134ZM139 124L140 123H138L137 124V122H136V124L135 125H138V127H139ZM149 124V123H148ZM195 124V123H194ZM196 124H197V122H196ZM200 124V123H199ZM211 124V123H210ZM219 124V123H218ZM152 125V124H151ZM190 127L192 126V125H190V123L188 124ZM187 125V127H189ZM216 125V124H215ZM214 125V126H215ZM0 126H1V124H0ZM3 126V125H2ZM143 126V125H142ZM201 126V125H200ZM199 126V127H200ZM136 127V129H137V126H135ZM178 127H179V125H178ZM184 128L185 129V131L186 132H188L187 130H186V126H184V125H182L181 126V128ZM194 127H195V125H194ZM207 127V126H206ZM240 127H242V126H240ZM134 128V127H133ZM141 128V130H142V127H140ZM144 128V127H143ZM193 128V127H192ZM196 128V127H195ZM200 128H202V127H200ZM199 128V129H200ZM245 128V129H246ZM7 128H5V130H6ZM84 129V128H83ZM183 129V130H184ZM191 129V128H190ZM214 129H215V127H214ZM177 130H178V128H177ZM179 130H180V128H179ZM178 130V131H179ZM189 130V129H188ZM203 130V129H202ZM221 130V129H220ZM250 130V129H249ZM216 131V130H215ZM164 132V131H163ZM186 132L184 133V131L182 132V133H184V135L186 134ZM194 132V131H193ZM165 133V132H164ZM177 134L178 133H181L180 131L179 132H176ZM189 133H191V132H189ZM189 133H187V134H189ZM196 133V132H195ZM198 133H200V132H198ZM197 133V134H198ZM203 133V132H202ZM206 133V132H205ZM224 133V132H223ZM186 134V135H187ZM193 134V133H192ZM239 134H241V133H239ZM251 134V133H250ZM179 135V134H178ZM178 135H176L175 134V136H178ZM183 135V134H182ZM182 135H179L180 137V140L182 141L183 140V138L184 137H188V135L186 136H182ZM217 135V134H216ZM100 136V135H99ZM174 136V135H173ZM190 136H194V135H190ZM195 136H196V134H195ZM204 136H206V134H204ZM203 136V137H204ZM210 136V135H209ZM213 136H215L214 134H213ZM166 137V136H165ZM181 137H183L182 139H181ZM199 137V136H198ZM194 138V137H193ZM247 138V137H246ZM108 139V138H107ZM196 139H200V138H196ZM203 139V138H202ZM209 139V138H208ZM211 139V138H210ZM90 140V139H89ZM98 140V139H97ZM184 140H185V138H184ZM183 140V141H184ZM187 140V139H186ZM195 140V139H194ZM193 140V141H194ZM204 140V139H203ZM91 141V140H90ZM95 141V140H94ZM93 141V142H94ZM99 141V140H98ZM105 141V140H104ZM171 141V140H170ZM173 141H174V138H173ZM187 141H189V140H187ZM187 141H184L185 143L187 142ZM192 141V142H193ZM201 141V140H200ZM207 141H209V140H207ZM92 142V141H91ZM143 142V141H142ZM175 142L177 143V141H176V139H175ZM196 142H198V141H196ZM204 142V141H203ZM217 142V141H216ZM215 142V143H216ZM258 142V141H257ZM164 143V142H163ZM170 143V142H169ZM182 143V142H181ZM184 143V144H185ZM195 143V142H194ZM92 144V145H91ZM102 144H103V142H102ZM187 144V143H186ZM192 144V143H191ZM252 144V143H251ZM114 145V144H113ZM165 145V144H164ZM194 145V144H193ZM196 145H197V143H196ZM200 145V144H199ZM86 146H89L88 148L86 147ZM91 146L93 147V148H91ZM121 146V145H120ZM132 146V145H131ZM170 146V145H169ZM186 146H188V145H186ZM185 146V147H186ZM202 146H203V144L201 145V149H202ZM216 146V145H215ZM252 146V145H251ZM129 146H127V148H128ZM135 147V146H134ZM139 147V146H138ZM145 147V146H144ZM204 147H206V145L204 146ZM256 147V146H255ZM254 146L252 147V148H250V150H251V152L253 153H257V151H258V149L257 148H255ZM132 148H133V146H132ZM131 148V149H132ZM137 148V147H136ZM135 148V149H136ZM176 148H177V146H176ZM182 148V147H181ZM188 148H189V146H188ZM191 148H192V146H191ZM199 147H197V150L198 151H201V150H199L198 149ZM209 148V147H208ZM216 148H217V146H216ZM121 149V148H120ZM134 149V150H135ZM146 149V148H145ZM178 149V148H177ZM184 149V148H183ZM212 149V148H211ZM218 149V148H217ZM216 149V150H217ZM138 150V149H137ZM140 150V149H139ZM138 150V151H139ZM185 150V152H186V150L187 149H184ZM184 150H181V152H184ZM191 150V149H190ZM253 150V151H252ZM131 151V150H130ZM175 151V150H174ZM188 151V150H187ZM206 151H207V149H206ZM144 153L146 152V151H143ZM184 152V153H185ZM189 152V151H188ZM139 153H141V152H139ZM176 153V152H175ZM203 153V152H202ZM253 153V154H254ZM127 154H129V152L127 153ZM168 154H170V153H167V155ZM174 154V153H173ZM178 155L180 154V152L179 153H177ZM181 154H183V153H181ZM187 154V153H186ZM196 154V153H195ZM207 154V153H206ZM211 154V153H210ZM213 154V153H212ZM254 154V155H255ZM77 155H78V158H77ZM131 155V154H130ZM133 155V154H132ZM139 155V154H138ZM142 155H145V154H141V156L140 157H142ZM178 155H176V156H178ZM188 155V154H187ZM197 155V154H196ZM202 155H204V154H202ZM93 156V155H92ZM134 156H136V155H134ZM146 156V155H145ZM145 156H143V157H145ZM165 156H166V154H165ZM171 156V155H170ZM170 156H168V157H170ZM181 156V155H180ZM183 156H185V155H183ZM257 156V159H258V161H259V163H260V166H256V168L257 167H262V169H263V167H264V160H262L261 158H260V155H256ZM259 156V157H258ZM133 157V156H132ZM168 157H167V159H168ZM172 157V156H171ZM202 157V156H201ZM86 158V157H85ZM149 158H151L150 156H149ZM179 158V157H178ZM178 158H176V159H178ZM65 159H67V161H64ZM95 159V160H94ZM141 159H143V158H141ZM140 159V160H141ZM144 159H146V158H144ZM152 159H154V158H152ZM173 159V158H172ZM175 159V158H174ZM173 159V160H174ZM257 159H256V161H257ZM43 160H45L46 162H44ZM87 160V159H86ZM181 160V159H180ZM179 160V161H180ZM186 160V159H185ZM88 161V160H87ZM90 161V160H89ZM153 161V163H154V160H152ZM157 161V160H156ZM178 161V162H179ZM182 161V160H181ZM200 161V160H199ZM203 161V160H202ZM256 161H255V164H257L256 163ZM257 161V162H258ZM44 163L45 165H43V166H45V167H43L42 168V165H40V163ZM67 162V163H66ZM91 162V161H90ZM158 162V161H157ZM156 162V163H157ZM170 162V161H169ZM173 162V161H172ZM171 162V163H172ZM176 161H174L173 163H175ZM177 162V163H178ZM183 162H184V158H183ZM197 162H198V160H197ZM201 162V161H200ZM42 163V164H43ZM148 163H149V161H148ZM150 163H151V161H150ZM155 163V165H157ZM158 163H160V162H158ZM170 163V164H171ZM172 163V164H173ZM202 163V162H201ZM57 164V165H58ZM122 164V165H123ZM179 164V163H178ZM180 164H182V163H180ZM179 164V165H180ZM203 164V163H202ZM91 165V164H90ZM90 165H89V167H90ZM120 165V166H119ZM145 165H147V162L145 161ZM153 165V164H152ZM151 165V166H152ZM164 165V164H163ZM165 165H166V163H165ZM175 165H177V164H175ZM198 165V164H197ZM203 165H206L205 164V162H204V164ZM259 165V164H258ZM148 166V165H147ZM154 166V165H153ZM152 166V167H153ZM169 166H171V165H169ZM178 166V165H177ZM182 166V165H181ZM58 167H60L59 165H58ZM92 167V166H91ZM95 167H97V166H95ZM94 166L92 167L93 169L95 168ZM1 168V170L3 171V169ZM55 168V169H54ZM64 168H66L65 166H64ZM71 168H70V173H72V171H73V168H72V170H71ZM157 168V167H156ZM172 169H174L173 167H171ZM171 168H169V169H171ZM179 168V167H178ZM181 168V167H180ZM201 168V167H200ZM204 168V167H203ZM59 169V168H58ZM68 169V168H67ZM83 169V168H82ZM90 169V168H89ZM97 168H95V171L96 170H98ZM150 169V168H149ZM152 169V168H151ZM165 169V168H164ZM168 169V170H169ZM260 169V168H259ZM259 169H258V171H259ZM1 170H0V175H2V173L3 172H1ZM55 170V171H54ZM66 170V169H65ZM86 170H88L87 168L84 170V171H86ZM91 171H92V169H90ZM189 170H191V169H189ZM195 170V169H194ZM54 171V172H53ZM81 171V170H80ZM103 171V172H102ZM120 171V172H119ZM153 171H155V168L153 169ZM181 171V170H180ZM211 171V170H210ZM256 171V170H255ZM58 172V171H57ZM89 172V170L87 171V173ZM112 172V173H111ZM161 172V171H160ZM169 172V171H168ZM61 173V172H60ZM69 173V172H68ZM78 173V172H77ZM83 173V172H82ZM95 173V172H94ZM98 172L96 171V173H95V175H98L97 174ZM159 173V172H158ZM258 173H261V171H259ZM17 174H16V176L15 177H17ZM19 174V175H20ZM55 174H57V173H55ZM74 174V173H73ZM177 174H179V172L177 173ZM19 175H18V177H19ZM87 175V174H86ZM186 175H188V174H186ZM10 176V177H11ZM1 177V176H0ZM2 177H4V176H2ZM7 177H8V175H7ZM15 177L14 178H12L11 180H13V179H15ZM17 177V178H18ZM72 177V176H71ZM83 177V176H82ZM84 177H86V176H84ZM107 178V180H108V182H107V180H106V178ZM172 177V176H171ZM61 178V177H60ZM109 178V179H108ZM182 178H184V177H182ZM186 178H188V176L186 177ZM5 179V178H4ZM8 180H10V178H7ZM66 179V178H65ZM64 179V180H65ZM120 179V180H119ZM179 179V178H178ZM178 179H176V181L178 180ZM2 180V179H1ZM10 180V181H11ZM20 180V181H21ZM55 181H56V183H57V185L59 184L60 185V183L62 182H59V181H57V179H56V177H55V179H54ZM61 180H63V179H61ZM79 180H80V178H79ZM82 180V179H81ZM174 180V179H173ZM14 181H16V180H14ZM66 181V180H65ZM83 181V180H82ZM120 181V182H119ZM182 181V180H181ZM6 182V181H5ZM59 182V183H58ZM64 182V181H63ZM62 182V183H63ZM70 182H71V179H70ZM73 182V181H72ZM129 182V181H128ZM128 182H126V183H128ZM144 182V183H143ZM150 182V183H149ZM12 183H14V182H12ZM65 183V182H64ZM63 183V184H64ZM66 183H68L67 181H66ZM82 183V182H81ZM83 183H84V181H83ZM87 183H89V182H87ZM87 183L85 184V186L87 185ZM1 184V183H0ZM5 184V183H4ZM17 184H18V182H17ZM29 184V183H28ZM48 184V183H47ZM50 184V183H49ZM63 184H61V187H63L64 188V186H62ZM191 184V183H190ZM200 184V183H199ZM6 185V184H5ZM5 185H1V187H0V192H2V190H3V188L5 187ZM14 185V184H13ZM73 185V184H72ZM75 185V184H74ZM81 185H83V184H81ZM111 185H109L110 187H111ZM157 185V186H158ZM184 185V184H183ZM193 185H195V184H193ZM203 185V184H202ZM34 186V185H33ZM36 186V185H35ZM48 186V185H47ZM66 186H68V185H66ZM80 186V185H79ZM127 186H128V184H127ZM145 186V188H147L146 187V184L144 185ZM148 187H149V185H147ZM156 186V185H155ZM155 186H153V188H154V190H156L155 189ZM192 186V185H191ZM24 187V185L23 186H21V188H23ZM40 187V186H39ZM50 187V186H49ZM60 187V186H59ZM58 187V188H59ZM69 187V186H68ZM72 187V186H71ZM86 187H88V186H86ZM85 187V188H86ZM130 187H129V189L128 190H130ZM140 187V186H139ZM181 187V186H180ZM246 187V186H245ZM250 186H248L247 187V189H246V191H245V193H244V198H241V199H239L240 197H238V202H234V204H232V206H228V205H226L225 207L226 208H224L222 211H223V213L222 214H224V215H228L229 216V214H234V216H232V226L233 225H235V223L233 224V222H236L237 220H239L237 217H238V215H242L243 214V216H244V219L246 218L245 217V215H251V216H254V217H259V219H260V217H264V194L263 193H261V191L256 187V186H251L250 188H249ZM6 188V187H5ZM5 188H4V190H5ZM17 188H19V187H17ZM29 188V187H28ZM32 188V187H31ZM34 188V187H33ZM54 187L52 186V188L51 189H53ZM56 188V187H55ZM63 188H60V189H63ZM77 189H78V187H76ZM76 188H73L74 190L76 189ZM91 188L94 190V188L91 186ZM95 188H96V186H95ZM103 188H105V187H103ZM128 188V187H127ZM156 188H158V187H156ZM191 188V187H190ZM193 188H195V187H193ZM192 188V189H193ZM200 188H202L201 186H200ZM24 189H25V187H24ZM27 189V188H26ZM37 189L38 188H36V189H33V191H35V193H37L38 191H37ZM46 189V188H45ZM44 189V190H45ZM50 189V190H51ZM66 189H70V188H66ZM79 189H81V188H79ZM152 189V188H151ZM164 189H166V188H164ZM174 189H176V188H174ZM203 189V188H202ZM220 189V188H219ZM223 189V188H222ZM3 190V191H4ZM32 190V189H31ZM43 190V192H45ZM47 190V189H46ZM73 190V191H74ZM95 190H97V189H95ZM115 190V189H114ZM147 190V189H146ZM153 190V191H154ZM160 190V189H159ZM173 190V189H172ZM178 190V189H177ZM195 190V189H194ZM240 190H242V189H240ZM6 191V190H5ZM9 191V190H8ZM25 191V190H24ZM27 191V190H26ZM59 191V190H58ZM66 191V190H65ZM81 191V190H80ZM118 191V192H119ZM140 191V190H139ZM138 191V192H139ZM145 191V190H144ZM144 191H143V193H144ZM165 191V190H164ZM168 191H169V189H168ZM13 192V191H12ZM29 192V191H28ZM31 192V191H30ZM67 192V191H66ZM71 192V191H70ZM77 192H79V191H77ZM85 192V191H84ZM94 192H96V191H92V194H91V196L92 195H94L95 193ZM111 192V191H110ZM130 192V193H131ZM137 192V193H138ZM148 192V191H147ZM151 192V191H150ZM155 192V191H154ZM156 192H157V190H156ZM155 192V193H156ZM159 192V191H158ZM170 192V191H169ZM182 192V191H181ZM191 192H192V190H191ZM200 192V191H199ZM233 192H234V190H233ZM33 193V192H32ZM46 193V192H45ZM52 193V192H51ZM58 193V192H57ZM60 193H61V191H60ZM76 193V192H75ZM80 193H83V191L82 192H79V195H80ZM94 193V194H93ZM112 193V192H111ZM134 193H136V191L135 192H132V195L134 194ZM134 194V195H139V194ZM140 193V192H139ZM172 193V192H171ZM170 193V194H171ZM179 193V192H178ZM177 193V194H178ZM188 193V192H187ZM222 193V192H221ZM1 194L3 195V193H0V196H1ZM7 194V193H6ZM29 194V193H28ZM41 194V193H40ZM44 194V193H43ZM67 194H70V193H67ZM72 194V193H71ZM145 194V193H144ZM152 194V193H151ZM154 194V193H153ZM160 194H162V192L160 193ZM167 194H168V192H167ZM181 194V193H180ZM192 194V193H191ZM62 195H64V194H62ZM73 196L75 195L76 196V194H72ZM72 195H70L71 196V198L70 199H76L75 198V196L73 197ZM78 195V194H77ZM76 196V197H80V196ZM85 195H88V193L86 194V192H85ZM85 195H83V197L85 196ZM121 195H123V194H121ZM120 195V196H121ZM140 195H143L142 193L140 194ZM163 195H165L166 197H167V195L165 194V193H163ZM162 195V196H163ZM182 195V194H181ZM208 195V194H207ZM213 195V194H212ZM235 195V194H234ZM6 196V195H5ZM42 196V195H41ZM46 196V195H45ZM44 196V197H45ZM48 196H49V193H48ZM59 196H61L60 194H59ZM68 196V195H67ZM81 196H82V194H81ZM90 196V197H91ZM119 196V195H118ZM125 196V195H124ZM171 196H173V195H171ZM176 196V195H175ZM211 196V195H210ZM222 196V195H221ZM220 196V197H221ZM12 197H14V196H12ZM38 197H39V195H38ZM63 197H65V196H63ZM73 197V198H72ZM88 197V196H87ZM150 197H152V196H150ZM153 197H154V195H153ZM3 198V200H4V202H6V199H4L5 197H1L0 199H2ZM46 198V197H45ZM59 198V197H58ZM82 198V197H81ZM155 198V197H154ZM176 198V197H175ZM186 198H187V196H186ZM193 198V197H192ZM199 199L201 198L200 196L198 197ZM204 198V197H203ZM215 198V197H214ZM232 198V197H231ZM18 199V198H17ZM16 199V200H17ZM23 199V198H22ZM33 199V198H32ZM37 199V198H36ZM39 199H41L40 197H39ZM51 199V198H50ZM155 199H157V198H155ZM160 199H161V197H160ZM169 199V198H168ZM172 199V198H171ZM178 199V198H177ZM237 199V198H236ZM235 199V200H236ZM3 200H2V203L4 204V206H5V203L3 202ZM31 200V199H30ZM42 200V199H41ZM60 200V199H59ZM167 200V199H166ZM240 200V201H239ZM22 201H24V200H22ZM46 201V200H45ZM62 200H60V202H61ZM71 201V200H70ZM73 201V200H72ZM176 201V200H175ZM175 201H173V202H175ZM10 202V201H9ZM65 202V201H64ZM68 202V201H67ZM196 202H198V201H196ZM17 203H18V201H17ZM205 203H206V201H205ZM3 204H0V207L2 206V207H4L3 206ZM6 204H8V203H6ZM27 204H29L28 202H27ZM46 204V203H45ZM44 204V205H45ZM53 204V203H52ZM215 204V203H214ZM15 205H16V203H15ZM32 205V204H31ZM40 205V204H39ZM51 205V204H50ZM204 205V204H203ZM231 205V204H230ZM194 206V205H193ZM201 206V205H200ZM205 206H206V204H205ZM211 206V205H210ZM213 206V205H212ZM215 207H216V205H214ZM14 207V206H13ZM17 207V206H16ZM33 207V206H32ZM36 207V206H35ZM180 207V206H179ZM178 207V208H179ZM202 207H204V206H202ZM214 207V208H215ZM26 208V207H25ZM34 208V207H33ZM175 208H177V207H175ZM29 209V208H28ZM37 209V208H36ZM206 209H207V207H206ZM212 209V208H211ZM1 210H3V209H1L0 208V211ZM203 210V209H202ZM204 210H205V208H204ZM41 211V210H40ZM81 211H82V209H81ZM179 211V210H178ZM181 211V210H180ZM212 211V210H211ZM217 212V211H216ZM6 213V212H5ZM8 213V212H7ZM42 213H46V212H43L42 211ZM211 213V212H210ZM219 213H220V211H219ZM1 214V213H0ZM4 214V212L1 214V215H3ZM10 214V213H9ZM8 214V215H9ZM78 214H80V213H78ZM87 214V213H86ZM89 214V213H88ZM215 214H218V213H215ZM7 215V216H8ZM13 216H14V214H12ZM40 216H41V214H39ZM82 215V214H81ZM92 215H94V213L92 214ZM95 215H96V213H95ZM210 215H213V214H210ZM223 215V216H224ZM15 216H17V214L15 215ZM46 216V215H45ZM44 216V217H45ZM80 216V215H79ZM98 216V215H97ZM169 216V215H168ZM171 216V215H170ZM228 216H224V217H221L220 216V218L222 219V218H225L226 219V217L228 218ZM242 216V217H243ZM250 216V217H251ZM2 217V216H1ZM4 217V216H3ZM1 218V219H4V218ZM9 218H10V216H8ZM43 217V216H42ZM41 217V218H42ZM46 217H48V216H46ZM63 217V216H62ZM65 217V216H64ZM81 217V216H80ZM87 217H90V216H87ZM92 217V216H91ZM172 217V216H171ZM249 217V218H250ZM8 218V219H9ZM14 218V217H13ZM17 218V217H16ZM34 218V217H33ZM36 218V217H35ZM34 218V219H35ZM37 218H38V216H37ZM36 218V219H37ZM56 218V217H55ZM86 218V217H85ZM239 218H241V217H239ZM253 218V217H252ZM7 219V218H6ZM5 219V220H6ZM43 219V218H42ZM94 219H96V218H94ZM163 219V218H162ZM174 219V218H173ZM172 219V220H173ZM264 219V218H263ZM10 220H12V219H10ZM10 220H8V222H10ZM54 220V219H53ZM65 220V219H64ZM82 220V219H81ZM175 220V219H174ZM240 220H242V218L240 219ZM252 220V219H251ZM4 221V220H3ZM2 221V222H3ZM7 221V220H6ZM42 221V220H41ZM40 221V222H41ZM44 221V220H43ZM42 221V222H43ZM68 221V220H67ZM73 221V220H72ZM86 221V220H85ZM84 221V222H85ZM219 221H220V219H219ZM7 222V223H8ZM12 222H14V221H12ZM20 222V221H19ZM55 222V221H54ZM88 222V221H87ZM161 222V221H160ZM225 222H227L228 223V220L226 221L225 220ZM239 222V224H240V221H238ZM241 222H243V221H241ZM245 222V221H244ZM248 222V221H247ZM261 222H262V219H261ZM261 222H260V224H261ZM5 223V222H4ZM36 223V222H35ZM52 223V222H51ZM50 223V224H51ZM56 223V222H55ZM162 223V222H161ZM176 223V222H175ZM249 223H251V221H250V219H249ZM10 224H11V222H10ZM37 224V223H36ZM38 224H40L39 223V221H38ZM37 224V225H38ZM46 224H48V223H46ZM88 224V223H87ZM164 224V223H163ZM182 224V223H181ZM230 224V225H231ZM6 225V224H5ZM14 225V224H13ZM41 225V224H40ZM52 225V224H51ZM84 225H85V223H84ZM226 225H228V224H226ZM229 225V226H230ZM237 225V224H236ZM245 225V224H244ZM243 225V226H244ZM251 225V224H250ZM47 226V225H46ZM55 226V225H54ZM87 226V225H86ZM89 226V225H88ZM153 226V225H152ZM176 226V225H175ZM246 226V225H245ZM254 226V225H253ZM261 226V225H260ZM6 227V226H5ZM10 227V226H9ZM14 227V226H13ZM37 227V226H36ZM50 227V226H49ZM56 227V226H55ZM227 227V226H226ZM250 226H248V228H249ZM258 227V226H257ZM7 228V227H6ZM43 228V227H42ZM46 228V227H45ZM152 228H154V227H152ZM162 228V227H161ZM184 228V227H183ZM223 228H224V226H223ZM227 228H229V227H227ZM234 228V227H233ZM232 228V229H233ZM244 228V227H243ZM254 228V227H253ZM8 229H10V228H8ZM13 229V228H12ZM53 229V228H52ZM179 229V228H178ZM222 229V228H221ZM225 229V228H224ZM230 229V228H229ZM235 229V228H234ZM238 230L240 229V227L239 228H237ZM260 229H262V228H260ZM259 229V230H260ZM171 230H173V229H171ZM183 230V229H182ZM244 230V229H243ZM254 230V229H253ZM252 230V231H253ZM33 231V230H32ZM71 231V230H70ZM86 231V230H85ZM88 231V230H87ZM175 231H176V229H175ZM3 232V231H2ZM6 232V231H5ZM89 232H91V231H89ZM157 232V231H156ZM224 232V231H223ZM225 232H226V230H225ZM236 232H238V231H236ZM249 232V231H248ZM247 232V233H248ZM259 232V231H258ZM264 232V231H263ZM39 233V232H38ZM47 233H49V232H47ZM67 233V232H66ZM70 233V232H69ZM166 233V232H165ZM173 233V232H172ZM222 233V232H221ZM2 234V233H1ZM35 234V233H34ZM33 234V235H34ZM42 234V233H41ZM44 234V233H43ZM55 234V233H54ZM57 234V233H56ZM161 234V233H160ZM180 234V233H179ZM194 234V233H193ZM200 234V233H199ZM223 234V233H222ZM244 234V233H243ZM51 235V234H50ZM82 235V234H81ZM89 235V234H88ZM164 235V234H163ZM202 235V234H201ZM238 235V234H237ZM239 235H240V233H239ZM90 236V235H89ZM204 236V235H203ZM247 236V235H246ZM245 236V237H246ZM4 237V236H3ZM37 237V236H36ZM39 237V236H38ZM48 237V236H47ZM84 237V236H83ZM164 237V236H163ZM180 237V235L178 236V238ZM182 237V236H181ZM180 237V238H181ZM223 237V236H222ZM229 237V236H228ZM227 237V238H228ZM239 237V236H238ZM241 237H242V234H241ZM248 237V236H247ZM79 238V237H78ZM85 238V237H84ZM166 238H167V236H166ZM261 238V237H260ZM80 239H81V237H80ZM177 239V238H176ZM243 239V238H242ZM245 239V238H244ZM250 239V238H249ZM90 240V239H89ZM222 240V239H221ZM80 241V240H79ZM103 241V240H102ZM229 241V240H228ZM227 241V242H228ZM238 241V240H237ZM236 241V242H237ZM246 241V240H245ZM250 241H252V239L250 240ZM264 241V240H263ZM105 242V241H104ZM103 242V243H104ZM238 242H242V241H238ZM254 242V241H253ZM257 242V241H256ZM191 243V242H190ZM231 243V242H230ZM233 243V242H232ZM231 243V244H232ZM249 243V242H248ZM255 243V242H254ZM258 243V242H257ZM195 244V243H194ZM242 244V243H241ZM247 244V243H246ZM245 244V245H246ZM252 244V243H251ZM260 244H263V242L261 243L260 242ZM104 246V245H103ZM194 246V245H193ZM249 246V245H248ZM253 246V245H252ZM258 246V245H257ZM208 247V246H207ZM238 247V246H237ZM259 247V246H258ZM261 247H264L263 245L261 246ZM260 247V248H261ZM196 248V247H195ZM236 248V247H235ZM252 248V247H251ZM208 249V248H207ZM238 249V248H237ZM239 249H241V248H239ZM244 249L246 250V248L244 247ZM248 249V248H247ZM264 249V248H263ZM203 250V249H202ZM259 250V249H258ZM262 250V249H261ZM207 251V250H206ZM240 251V250H239ZM252 250H250V252H251ZM209 252V251H208ZM241 252V251H240ZM247 252V251H246ZM263 253V252H262ZM242 254V253H241ZM246 254V253H245ZM23 255V254H22ZM201 255V254H200ZM203 255H206V253L205 254H203ZM202 255V256H203ZM218 255V254H217ZM217 255H216V257H217ZM220 255V254H219ZM219 255H218V257H219ZM223 255V254H222ZM237 255V254H236ZM247 255V254H246ZM17 256V255H16ZM214 256V255H213ZM213 256L211 257L210 256V258H213ZM29 257V256H28ZM27 256H26V258H28ZM200 257V256H199ZM208 257V256H207ZM215 257V256H214ZM222 257V256H221ZM226 257H228V256H226ZM248 257V256H247ZM250 257V256H249ZM33 258V257H32ZM32 258H31V260H32ZM190 258V257H189ZM202 258V257H201ZM209 258V257H208ZM244 258V257H243ZM253 259L255 258V257H252ZM188 259V258H187ZM197 259V258H196ZM204 259H205V257H204ZM203 259V260H204ZM219 259H221V258H219ZM218 259V261H220ZM229 259V258H228ZM198 260V259H197ZM217 260V259H216ZM28 261H29V259H28ZM34 261H35V256H34ZM33 261V262H34ZM205 261H207V260H205ZM253 261V260H252ZM258 261V260H257ZM264 261V260H263ZM191 262V261H190ZM217 262V261H216ZM223 263L224 262H226V260L225 261H222ZM209 263V262H208ZM227 263V262H226ZM191 264V263H190ZM193 264V263H192ZM197 264H199V262L197 263ZM206 264V263H205ZM222 264V263H221ZM238 264H261L260 262H258V263H254V262H251V260L250 259H246V260H242L241 262H239ZM264 264V263H263Z\"/></svg>",
	"mask_w": 264,
	"mask_h": 264
}]
</instances>
